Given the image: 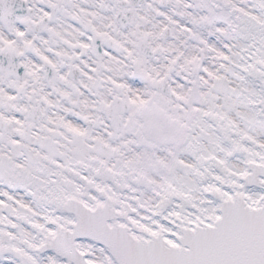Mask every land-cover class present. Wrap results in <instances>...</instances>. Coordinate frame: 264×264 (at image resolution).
Masks as SVG:
<instances>
[{"label":"snow or ice","instance_id":"obj_1","mask_svg":"<svg viewBox=\"0 0 264 264\" xmlns=\"http://www.w3.org/2000/svg\"><path fill=\"white\" fill-rule=\"evenodd\" d=\"M0 264H264V0H0Z\"/></svg>","mask_w":264,"mask_h":264}]
</instances>
